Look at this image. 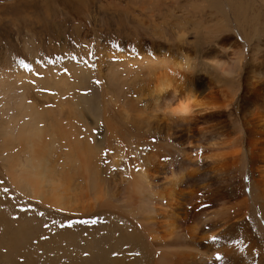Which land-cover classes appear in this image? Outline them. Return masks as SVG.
I'll use <instances>...</instances> for the list:
<instances>
[{
	"label": "rangeland",
	"instance_id": "1",
	"mask_svg": "<svg viewBox=\"0 0 264 264\" xmlns=\"http://www.w3.org/2000/svg\"><path fill=\"white\" fill-rule=\"evenodd\" d=\"M235 1L0 0V264H62L68 258L64 246L75 248L80 233L73 232L71 242L64 231H52V216L8 179L4 155L20 144L14 136L5 152L3 140L19 126L39 121L46 130L54 115L70 114L82 136L101 144L104 114L110 112L123 141L147 151L143 140L167 139L165 131L159 135L161 130L155 134L149 129L164 126L163 96L153 92L152 82L161 72L176 79L183 73L197 95L212 84L218 98L235 101L233 111L218 110L226 132L233 135L242 126L241 80L257 61L264 66V0ZM165 104H172L171 99ZM135 120L142 126H135ZM41 140L34 149H45ZM168 142L181 148L175 136ZM31 150L24 146L16 152L21 165ZM244 161L241 173L248 176ZM242 191L250 198L248 222L254 230L257 222L261 230L256 232L264 237L248 181ZM107 226L99 225L93 233L98 248L114 242ZM77 244L81 246L79 238Z\"/></svg>",
	"mask_w": 264,
	"mask_h": 264
},
{
	"label": "bare ground",
	"instance_id": "2",
	"mask_svg": "<svg viewBox=\"0 0 264 264\" xmlns=\"http://www.w3.org/2000/svg\"><path fill=\"white\" fill-rule=\"evenodd\" d=\"M152 82L153 92L163 96L164 126L149 129L165 131L166 140L154 136L143 140L147 151L133 149L105 112L106 138L97 144L81 135L72 115L61 113L46 130L38 121L7 134L5 152L14 136L20 144L4 155L11 184L52 216V231H64L71 242V234L80 232L75 248L64 246L62 264H264V237L256 232L261 227L248 222L250 198L242 191L248 181L264 223V66L257 61L241 80L242 126L233 135L218 110L233 111L235 101L218 98L212 84L197 95L183 73L176 79L161 72ZM172 136L180 149L168 142ZM42 138L45 149H34ZM24 146L32 149L25 166L16 154ZM244 158L248 176L241 173ZM105 223L114 242L98 248L93 233Z\"/></svg>",
	"mask_w": 264,
	"mask_h": 264
},
{
	"label": "crops",
	"instance_id": "3",
	"mask_svg": "<svg viewBox=\"0 0 264 264\" xmlns=\"http://www.w3.org/2000/svg\"><path fill=\"white\" fill-rule=\"evenodd\" d=\"M17 94H19L18 92H17ZM12 119H14V117H12ZM12 125H14V120L12 121ZM15 130V129H14ZM18 130V129H17ZM13 133H15V132H13Z\"/></svg>",
	"mask_w": 264,
	"mask_h": 264
},
{
	"label": "snow or ice",
	"instance_id": "4",
	"mask_svg": "<svg viewBox=\"0 0 264 264\" xmlns=\"http://www.w3.org/2000/svg\"><path fill=\"white\" fill-rule=\"evenodd\" d=\"M219 258V257H218Z\"/></svg>",
	"mask_w": 264,
	"mask_h": 264
}]
</instances>
